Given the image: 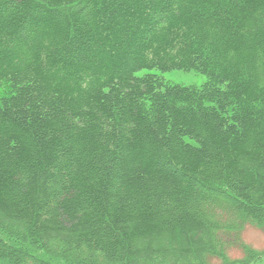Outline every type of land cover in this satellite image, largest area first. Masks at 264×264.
<instances>
[{
  "label": "trees",
  "instance_id": "obj_1",
  "mask_svg": "<svg viewBox=\"0 0 264 264\" xmlns=\"http://www.w3.org/2000/svg\"><path fill=\"white\" fill-rule=\"evenodd\" d=\"M0 84V264H235L264 231V0H0Z\"/></svg>",
  "mask_w": 264,
  "mask_h": 264
},
{
  "label": "rangeland",
  "instance_id": "obj_2",
  "mask_svg": "<svg viewBox=\"0 0 264 264\" xmlns=\"http://www.w3.org/2000/svg\"><path fill=\"white\" fill-rule=\"evenodd\" d=\"M146 72H142L141 75H144ZM159 77L164 79L166 82L170 84H179L184 86H203L207 78L204 75L192 72H184V71H173L168 73H160L155 72ZM8 88L5 84H0V101L3 95L7 94ZM239 236V237H238ZM238 237V238H237ZM4 238V237H3ZM234 244L229 249V260L233 261L235 264H264V253L263 256L258 258L257 260H251L253 251L256 252H264V231L258 229L255 226L247 225L240 233L233 238ZM6 242H9L8 239L5 238ZM246 246V247H244ZM29 254H32L36 257H46L43 256L36 251L28 250L27 247H24ZM250 259V260H249ZM57 263V262H56ZM218 264L217 260L214 262Z\"/></svg>",
  "mask_w": 264,
  "mask_h": 264
}]
</instances>
